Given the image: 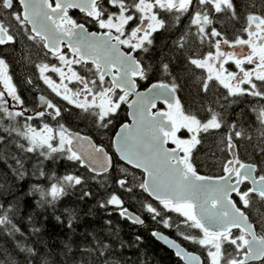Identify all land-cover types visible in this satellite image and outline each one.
I'll return each mask as SVG.
<instances>
[{
    "label": "snow or ice",
    "instance_id": "obj_1",
    "mask_svg": "<svg viewBox=\"0 0 264 264\" xmlns=\"http://www.w3.org/2000/svg\"><path fill=\"white\" fill-rule=\"evenodd\" d=\"M154 90L185 143L149 154L117 117ZM145 237L264 264V0H0V264H149Z\"/></svg>",
    "mask_w": 264,
    "mask_h": 264
},
{
    "label": "water",
    "instance_id": "obj_2",
    "mask_svg": "<svg viewBox=\"0 0 264 264\" xmlns=\"http://www.w3.org/2000/svg\"><path fill=\"white\" fill-rule=\"evenodd\" d=\"M159 95H162V93L159 90H154L153 93L144 98V102L134 103L131 109L127 107L128 112L131 110L134 116H138V120L141 119L138 112H142V120L133 144L136 150L141 152L147 150L149 154L154 149L159 148L161 142L168 139V134L174 130V126H170L163 115L150 116L148 114V108L153 98ZM170 239L174 238L170 237Z\"/></svg>",
    "mask_w": 264,
    "mask_h": 264
},
{
    "label": "trees",
    "instance_id": "obj_3",
    "mask_svg": "<svg viewBox=\"0 0 264 264\" xmlns=\"http://www.w3.org/2000/svg\"><path fill=\"white\" fill-rule=\"evenodd\" d=\"M120 115L117 117L119 119ZM211 168L206 169V171H211ZM158 219L163 220L164 219V213L163 210H161V216L158 217ZM178 217L172 216L171 219H169L167 222L171 225H177L178 224ZM149 227L160 229L162 227L161 224L154 223L152 221H149ZM179 231L184 233H189L190 229L187 226H180ZM176 240H179V237H176L175 234L171 236ZM147 240V249L148 252L151 254L153 259L149 262V264H176V258L175 256H172L169 254V251L165 246H161L159 242H154L152 240H149L147 237H145Z\"/></svg>",
    "mask_w": 264,
    "mask_h": 264
},
{
    "label": "flooded vegetation",
    "instance_id": "obj_4",
    "mask_svg": "<svg viewBox=\"0 0 264 264\" xmlns=\"http://www.w3.org/2000/svg\"><path fill=\"white\" fill-rule=\"evenodd\" d=\"M127 113H128V108H127V107H124V108L119 112V115H120L119 119H124V118L126 117ZM178 130H179V129H177V131H178ZM174 131H175V127H174V130H173L171 133L168 134V139H172V140H174L177 144L185 143V142H181V141H179V140L176 139V136H175V133H176V132H174ZM172 238H173V237H172ZM175 240H176V239H175Z\"/></svg>",
    "mask_w": 264,
    "mask_h": 264
},
{
    "label": "rangeland",
    "instance_id": "obj_5",
    "mask_svg": "<svg viewBox=\"0 0 264 264\" xmlns=\"http://www.w3.org/2000/svg\"><path fill=\"white\" fill-rule=\"evenodd\" d=\"M173 115H174V118H176V125L174 126L175 127L174 132H176L177 129H179V127L183 124V121H182V119L179 118V112L178 111H175L173 113Z\"/></svg>",
    "mask_w": 264,
    "mask_h": 264
}]
</instances>
